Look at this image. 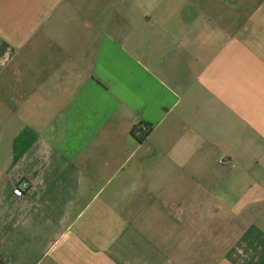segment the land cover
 <instances>
[{"label":"crops","instance_id":"0c3cea01","mask_svg":"<svg viewBox=\"0 0 264 264\" xmlns=\"http://www.w3.org/2000/svg\"><path fill=\"white\" fill-rule=\"evenodd\" d=\"M0 264H264V0H0Z\"/></svg>","mask_w":264,"mask_h":264},{"label":"built area","instance_id":"2783aa9c","mask_svg":"<svg viewBox=\"0 0 264 264\" xmlns=\"http://www.w3.org/2000/svg\"><path fill=\"white\" fill-rule=\"evenodd\" d=\"M149 129H150V127L148 125H143L142 126V131H144V132H148ZM218 162L220 164H230V165H234L232 163V161L228 157H226V156L220 157L218 159ZM21 186H22V188H19V191H22L23 192L25 189H27V187L29 186V184L24 181V182L21 183Z\"/></svg>","mask_w":264,"mask_h":264},{"label":"trees","instance_id":"16d2710c","mask_svg":"<svg viewBox=\"0 0 264 264\" xmlns=\"http://www.w3.org/2000/svg\"><path fill=\"white\" fill-rule=\"evenodd\" d=\"M141 130V129H140ZM144 135H147L148 134V132H144V131H141ZM140 140V139H139Z\"/></svg>","mask_w":264,"mask_h":264}]
</instances>
